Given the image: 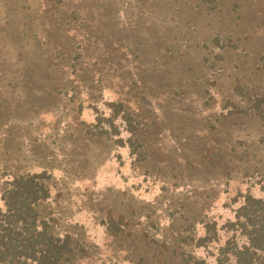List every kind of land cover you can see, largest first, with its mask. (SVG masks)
<instances>
[{"label":"rangeland","instance_id":"374dc122","mask_svg":"<svg viewBox=\"0 0 264 264\" xmlns=\"http://www.w3.org/2000/svg\"><path fill=\"white\" fill-rule=\"evenodd\" d=\"M255 98L264 0H0V208L44 173L72 263L212 261L180 232L264 194Z\"/></svg>","mask_w":264,"mask_h":264},{"label":"trees","instance_id":"16d2710c","mask_svg":"<svg viewBox=\"0 0 264 264\" xmlns=\"http://www.w3.org/2000/svg\"><path fill=\"white\" fill-rule=\"evenodd\" d=\"M255 99L257 112L264 119L262 99ZM43 177L44 173L20 174L8 182L4 207L0 208V264H74L77 243L72 235H56L38 209L50 196L49 188L41 181ZM199 222L203 234L180 232L181 238L195 241V247L211 253L212 261L184 250L178 264H264V194L243 195L235 218L227 219L220 227L212 219L202 218ZM108 224L111 231H119L118 223ZM194 227L193 222L192 230Z\"/></svg>","mask_w":264,"mask_h":264}]
</instances>
